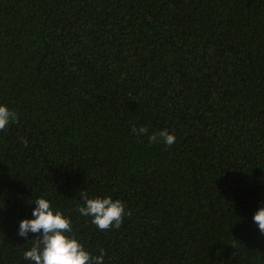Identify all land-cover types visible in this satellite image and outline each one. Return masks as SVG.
I'll list each match as a JSON object with an SVG mask.
<instances>
[{
  "label": "trees",
  "instance_id": "16d2710c",
  "mask_svg": "<svg viewBox=\"0 0 264 264\" xmlns=\"http://www.w3.org/2000/svg\"><path fill=\"white\" fill-rule=\"evenodd\" d=\"M0 105V264L37 198L104 264H264V0H0Z\"/></svg>",
  "mask_w": 264,
  "mask_h": 264
},
{
  "label": "clouds",
  "instance_id": "9594fccd",
  "mask_svg": "<svg viewBox=\"0 0 264 264\" xmlns=\"http://www.w3.org/2000/svg\"><path fill=\"white\" fill-rule=\"evenodd\" d=\"M18 119L17 113L5 105H0V131L5 130L10 122ZM139 136L147 135L149 143L163 142L167 146L175 143L176 137L167 129L148 134L146 127L132 126ZM21 143L27 147L28 141ZM83 206H77V211L85 217H91V222L101 231L110 228L118 229L126 213L125 205L110 196L89 198L86 191L81 192ZM32 219H22L19 222L18 235L27 239L29 233L37 234L32 247L24 252V259L32 264H104V254L92 255L78 240L71 235L70 220L60 210H53L50 202L37 198L32 209ZM259 231L264 234V206L257 209L252 217Z\"/></svg>",
  "mask_w": 264,
  "mask_h": 264
}]
</instances>
